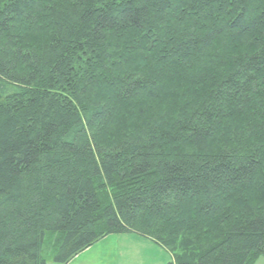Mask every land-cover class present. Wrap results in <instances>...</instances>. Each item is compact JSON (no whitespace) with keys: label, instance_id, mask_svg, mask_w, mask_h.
<instances>
[{"label":"trees","instance_id":"trees-1","mask_svg":"<svg viewBox=\"0 0 264 264\" xmlns=\"http://www.w3.org/2000/svg\"><path fill=\"white\" fill-rule=\"evenodd\" d=\"M112 233L264 256V0H0V264Z\"/></svg>","mask_w":264,"mask_h":264},{"label":"crops","instance_id":"crops-1","mask_svg":"<svg viewBox=\"0 0 264 264\" xmlns=\"http://www.w3.org/2000/svg\"><path fill=\"white\" fill-rule=\"evenodd\" d=\"M171 256L152 240L135 233L108 234L65 264H168Z\"/></svg>","mask_w":264,"mask_h":264},{"label":"rangeland","instance_id":"rangeland-1","mask_svg":"<svg viewBox=\"0 0 264 264\" xmlns=\"http://www.w3.org/2000/svg\"><path fill=\"white\" fill-rule=\"evenodd\" d=\"M47 264H54L51 261H47ZM252 264H264V256H259Z\"/></svg>","mask_w":264,"mask_h":264}]
</instances>
